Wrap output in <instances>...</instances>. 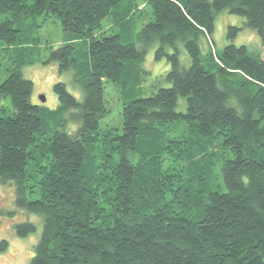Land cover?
Masks as SVG:
<instances>
[{
  "label": "trees",
  "instance_id": "1",
  "mask_svg": "<svg viewBox=\"0 0 264 264\" xmlns=\"http://www.w3.org/2000/svg\"><path fill=\"white\" fill-rule=\"evenodd\" d=\"M143 9L152 19L125 42ZM224 10L245 21L218 50ZM44 18L67 39L48 61L75 73L83 99L59 82L56 109L33 104L22 60L0 84L12 110L0 105V184L43 219L30 264H264V0H0V41L29 44ZM244 28L258 49L235 44ZM154 43L168 86L129 100ZM107 82L120 85L122 132L101 127ZM35 165L42 197L29 200Z\"/></svg>",
  "mask_w": 264,
  "mask_h": 264
},
{
  "label": "rangeland",
  "instance_id": "2",
  "mask_svg": "<svg viewBox=\"0 0 264 264\" xmlns=\"http://www.w3.org/2000/svg\"><path fill=\"white\" fill-rule=\"evenodd\" d=\"M141 9V8H140ZM149 15V16H148ZM137 22L132 27L133 33L130 38L129 34L122 37L125 42L136 41V34L141 30L144 24L152 19V11H139L136 14ZM244 19L240 16L232 15L227 10L220 12L216 17V28L213 39L216 43V48L222 50L228 43L227 30L229 26L243 27ZM38 24L40 28L29 33L31 42L23 46L9 47L5 42L0 41V84L8 76L9 70L16 62L22 60L25 63L22 67V74L25 78L30 79L34 83V91L31 96L33 104L42 106L46 110H54L58 106V97L54 91V85L62 82L65 84L67 90L75 96L78 100L83 99V93L80 87L74 82V72L68 71L65 73L59 72V64L57 62H49L51 51L60 47L67 41L62 31L60 23L54 19H39ZM28 24V23H27ZM109 18L104 21V30L106 33L117 32L119 29H108L110 27ZM237 46L246 45L255 50L261 46L259 37L247 28H244L235 40ZM159 45L154 43L146 54L145 60L141 67L148 72L143 76V81L139 88L134 90V94L128 99H135L140 97L152 96L162 87H167L165 82L166 73L169 71V63L166 59L157 61L155 52ZM203 49H207V44L203 43ZM182 60L185 64L188 63L189 58L183 46ZM172 52V49H170ZM105 99L107 106L111 109V115L104 119L101 123L102 130L107 128H115L122 132V99L121 89L119 84L112 82L106 83ZM46 98L42 102L40 97ZM7 105L5 114L11 116V102L10 99L0 100V105ZM1 108V107H0ZM177 129V133H182L181 127ZM35 161H31L32 164ZM42 169L35 165V169L28 168L30 180L28 181V198L35 200L42 197V186L38 185L42 178ZM34 185V188H30ZM14 187L3 186L0 184V210L3 214L0 216V242L6 240L9 243V248L6 253L0 254V264H30L34 256L35 246L38 244L42 234L43 219L37 215L29 213L25 210L18 209L15 205ZM22 222L33 223L37 230L35 233L26 238H21L17 235L16 225Z\"/></svg>",
  "mask_w": 264,
  "mask_h": 264
},
{
  "label": "water",
  "instance_id": "3",
  "mask_svg": "<svg viewBox=\"0 0 264 264\" xmlns=\"http://www.w3.org/2000/svg\"><path fill=\"white\" fill-rule=\"evenodd\" d=\"M40 99H41L42 102L46 101V98L44 96H41Z\"/></svg>",
  "mask_w": 264,
  "mask_h": 264
}]
</instances>
